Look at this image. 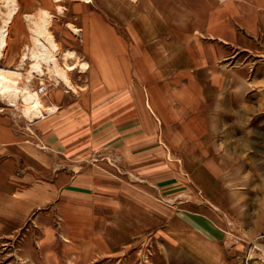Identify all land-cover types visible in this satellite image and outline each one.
Returning <instances> with one entry per match:
<instances>
[{
  "label": "rangeland",
  "instance_id": "1",
  "mask_svg": "<svg viewBox=\"0 0 264 264\" xmlns=\"http://www.w3.org/2000/svg\"><path fill=\"white\" fill-rule=\"evenodd\" d=\"M236 16L227 0H0V118L12 133L0 208L19 212L43 186L27 217L0 218V264L260 253L249 238L259 197L243 194L244 165L227 157L242 154V132H228L221 104L255 77L264 21Z\"/></svg>",
  "mask_w": 264,
  "mask_h": 264
},
{
  "label": "crops",
  "instance_id": "2",
  "mask_svg": "<svg viewBox=\"0 0 264 264\" xmlns=\"http://www.w3.org/2000/svg\"><path fill=\"white\" fill-rule=\"evenodd\" d=\"M252 2L251 0H227L228 7L232 6L233 13H237V18L251 19V20H263L264 21V0H253L257 3L260 10H250L246 8V4ZM242 3L244 7L242 10L236 9L234 4ZM262 33L264 34V26L262 27ZM253 29V28H252ZM259 64H255L254 76L252 79H242L240 84L242 85L241 92H235L234 88L226 93V103H222L221 113L228 117V132H234L235 130L242 132L241 142V155H236L235 147L233 150L227 151L228 161L233 159L234 163H242L244 166L242 178L244 181V195L258 196V212L259 218L255 223L258 228L253 231L249 236L251 240L255 237H260L259 240H253L254 247L260 251L258 255L247 250L243 247L242 254L238 255L236 259L235 246L228 249V254L224 263L222 257H218L216 262L211 264H264V50H259ZM258 73V74H257ZM248 84V86H247ZM250 85V86H249ZM235 124L237 127L235 128ZM12 133L9 128H5L2 119L0 118V147L10 144L12 139ZM22 149L27 147L20 146ZM20 148V149H21ZM239 148V147H238ZM238 154V153H237ZM237 158V159H234ZM249 165V166H248ZM252 165V166H251ZM248 166V168H247ZM235 178H233L234 180ZM257 180L256 183L248 181ZM34 198L22 196L19 199L21 208L19 212H12L9 209L0 208V218L3 222L9 223L16 219H22L28 216L30 212L27 208V202L42 201L43 198V186L36 185L34 188ZM23 207V209H22ZM22 209V210H21ZM255 211V210H254ZM256 234V235H255ZM259 234V235H258ZM219 255V254H218Z\"/></svg>",
  "mask_w": 264,
  "mask_h": 264
},
{
  "label": "bare ground",
  "instance_id": "3",
  "mask_svg": "<svg viewBox=\"0 0 264 264\" xmlns=\"http://www.w3.org/2000/svg\"><path fill=\"white\" fill-rule=\"evenodd\" d=\"M87 2L88 1H90V0H86ZM137 7V6H136ZM13 14V13H12ZM12 14H10V18L12 17ZM121 22V21H120ZM34 23H36L35 21H34ZM7 31V30H6ZM36 34V33H35ZM38 35V34H37ZM49 35V34H48ZM53 38V37H52ZM48 39V38H47ZM49 42L51 43V45L54 47V48H59L56 44H55V42H53V40L52 39H50L49 40ZM6 45V40H5V31H3L2 33H1V35H0V50L1 49H3L4 48V46ZM7 46V45H6ZM1 52V51H0ZM118 52H120L119 50H118ZM124 53H125V51H124ZM24 57V56H23ZM191 58L192 59H195V58H197V55H196V53H195V55H191ZM55 64V63H54ZM86 64V63H85ZM148 65L150 66V64L148 63ZM124 66H128V62H127V59H126V57L123 55H121L120 57L118 56V67H121V68H123ZM84 67V66H83ZM151 67V66H150ZM0 70H1V68H0ZM64 71V70H63ZM124 71V70H123ZM123 71L121 70V71H118V74L119 75H123V74H125V76H127L128 77V75L130 74V72H127V70L125 71V73H123ZM10 72V71H9ZM12 72H13V70H12ZM14 75H15V71H14ZM11 76V75H10ZM1 79H5L4 81H6L7 82V79H9L8 78V76H6V75H3L2 74V72L0 71V81H1ZM67 80V79H66ZM12 82H14V81H12ZM69 83V82H68ZM6 85H7V83H5ZM10 85V84H9ZM13 85V84H12ZM120 85V84H119ZM3 87L4 86H0V91L1 90H3ZM6 87V86H5ZM13 91V90H12ZM5 91L3 90V93H4ZM0 93H2V92H0ZM33 105V104H32ZM31 105V106H32ZM38 106V105H37ZM39 109V108H38Z\"/></svg>",
  "mask_w": 264,
  "mask_h": 264
},
{
  "label": "built area",
  "instance_id": "4",
  "mask_svg": "<svg viewBox=\"0 0 264 264\" xmlns=\"http://www.w3.org/2000/svg\"><path fill=\"white\" fill-rule=\"evenodd\" d=\"M42 89V88H41Z\"/></svg>",
  "mask_w": 264,
  "mask_h": 264
}]
</instances>
